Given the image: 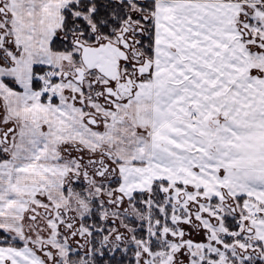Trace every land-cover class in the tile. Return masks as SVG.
Wrapping results in <instances>:
<instances>
[{
    "label": "snow or ice",
    "instance_id": "6c2138e0",
    "mask_svg": "<svg viewBox=\"0 0 264 264\" xmlns=\"http://www.w3.org/2000/svg\"><path fill=\"white\" fill-rule=\"evenodd\" d=\"M0 264H264V0H0Z\"/></svg>",
    "mask_w": 264,
    "mask_h": 264
}]
</instances>
